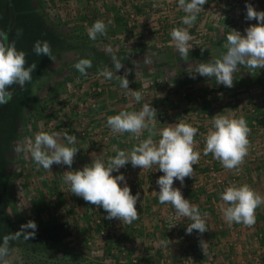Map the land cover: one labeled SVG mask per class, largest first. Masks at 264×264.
I'll return each mask as SVG.
<instances>
[{"label": "rangeland", "instance_id": "obj_1", "mask_svg": "<svg viewBox=\"0 0 264 264\" xmlns=\"http://www.w3.org/2000/svg\"><path fill=\"white\" fill-rule=\"evenodd\" d=\"M30 1L34 9L27 11L36 12L32 23L39 27L38 33L45 37L50 31L49 38L53 37L49 44L54 61L48 56L40 59L45 63L44 69L38 72L27 100L30 104L38 98L45 111L43 115L34 114L27 105L18 121V138L0 153V164L11 176V203L7 211L14 220L29 221L39 215L48 225L58 220L65 222L72 233L58 249V258L49 263L42 260L41 264H67L65 252L74 253L81 264H264V205L256 209V223L252 227L234 222L230 225L221 211L230 206L221 199V193L229 186L247 184L262 194L259 190L264 185V69L258 68L259 84L246 85L250 90L235 84L228 88L217 84L215 77L195 74L200 63L222 58L229 32L246 35L245 29L258 23L245 19L246 5L251 3L257 11H264V0H208L191 27L182 23L186 13L179 0ZM2 3L0 12L4 14L8 11L7 1ZM25 8L22 3L17 10L23 13ZM117 16L126 24L117 23ZM97 20L107 25V34L91 40L88 29ZM174 28H185L193 37L187 61L181 59L170 35ZM19 50L27 53L29 62L32 51ZM113 56L124 65L117 73ZM80 59L92 61L87 75L74 68ZM102 67L114 72L112 80L100 75ZM244 69L248 70L239 66L234 81L245 79ZM126 73L130 89L142 94L139 102L126 94L116 79ZM145 103L157 110V130L179 122L198 128L195 150L201 156L194 165V176L186 177L183 185L174 181L173 187L180 188L184 198L199 208L208 228L203 234L196 230L188 234L186 229L192 221L178 215L174 220L175 208L160 204L156 181L164 173L157 166L143 170L129 163L119 173H113L125 176L133 195L141 194L137 202L139 219L130 225L107 219L102 208L72 194L70 185L63 180L65 172L82 170L95 159L107 163L120 150L130 152L129 143L139 140L132 133L114 134L107 119L124 111L138 112ZM217 114L243 116L251 129L248 154L238 171L224 168L211 153L203 154L206 134L213 128ZM38 132H56L58 142L65 145L66 133L77 138L76 144L67 145L79 149L71 168L54 164L51 170H45L33 161L27 146L34 143ZM147 136L144 131L140 139ZM159 139V135L154 137ZM203 189L205 194L207 189L212 190L209 199L205 194L199 196ZM189 190L196 193L195 198L190 197ZM200 204H206V208L202 210ZM243 234L250 235V241ZM24 242L22 236L16 239L17 247L6 258L8 264H29ZM224 249L225 256L221 254Z\"/></svg>", "mask_w": 264, "mask_h": 264}, {"label": "clouds", "instance_id": "obj_2", "mask_svg": "<svg viewBox=\"0 0 264 264\" xmlns=\"http://www.w3.org/2000/svg\"><path fill=\"white\" fill-rule=\"evenodd\" d=\"M208 0H179V6L186 15L182 23L191 27L197 15L204 9ZM246 20H257L258 23L245 29L246 35L239 31L229 32L226 36V53L222 58L213 59L207 63H200L195 74L206 78L215 77L217 84L231 88L234 86L235 73L239 66L250 69L253 75L254 70L264 69V11H257L251 3L246 5ZM112 23L111 20L108 21ZM107 34V25L97 20L88 29V36L96 40L98 35ZM175 47L180 53L181 59L187 61L193 45L190 41L193 37L185 28H174L170 33ZM8 36L0 31V106L7 105L13 98L11 86L19 85L22 90L32 82V73L36 69V63L26 66L27 53L18 50L15 42H6ZM204 48H201L203 52ZM33 52L37 56H48L54 61L52 49L48 41L37 40L33 46ZM115 72H119L124 65L113 56ZM92 67L90 59H80L74 68L82 75H87V69ZM131 70L129 69L128 72ZM193 74V78L195 76ZM100 75L107 80H112L114 72L103 68ZM120 81L122 89L126 94L134 97L139 102L142 94L129 87L130 81L127 73L124 76H116ZM157 110L145 103L138 112H120L117 115L109 116L107 125L114 134L132 133L139 140L130 152L120 150L114 157H110L105 163L102 159H95L82 170L68 171L63 176L64 182L70 185L72 194L82 197L83 200L102 208L107 219H119L124 224H132L139 219L137 202L140 201V192L132 194L125 176L119 173L120 169L131 163L133 168L151 169L157 166L164 175L160 176L156 183L160 188V204H171L178 216L189 218L190 223L186 229L188 234L193 230L200 234L208 231L205 219L199 208L185 199L180 188H174V181L184 184L185 178L194 176V165L200 161L201 153L196 149L195 136L198 128L185 122H179L172 126L157 130ZM213 128L209 129L205 137V148L203 154H212L218 159L224 168L238 171L244 163L250 147L248 127L246 119L230 118L226 115L217 114L212 121ZM147 131L146 139H140L141 134ZM159 135L158 141L154 137ZM59 134L56 132H38L35 135L34 143L27 146L33 161L45 170H51L53 165H67L69 168L74 163V158L79 149L67 145H74L77 138L65 134L64 139L67 145L58 142ZM21 149H17L20 151ZM27 158V156L25 157ZM121 182L124 186L121 187ZM221 199L225 204L230 205L221 208L224 219L230 225L234 222L252 227L256 223V209L264 205V196L252 189L249 185L229 186L221 193ZM206 216V213L204 214ZM174 226V225H173ZM37 224L35 221H28L22 224L20 230L5 235L0 243V264H8L6 257L10 255V241L23 236L25 240L34 238ZM31 229L32 231H28ZM204 249V242L201 241Z\"/></svg>", "mask_w": 264, "mask_h": 264}, {"label": "trees", "instance_id": "obj_3", "mask_svg": "<svg viewBox=\"0 0 264 264\" xmlns=\"http://www.w3.org/2000/svg\"><path fill=\"white\" fill-rule=\"evenodd\" d=\"M3 3L7 1V13L0 12V31L7 34L8 39L6 42L11 43L15 42L16 48L19 50L20 48H28L32 51V58L28 62L26 66H30L32 63H36L37 67L32 73L33 79L30 84L25 86V90H22L19 85H14L9 88L10 91L13 92V98L9 101L7 105L0 106V153H3L7 148H9L11 140L14 138H18L17 127L18 121L22 116L23 110L29 105L34 111V114L43 115V111H45L44 105L39 101L38 98L33 99L30 104H28V95L31 92L35 81L38 79V72L44 69V62L40 60L41 58L44 60V56H37L33 52L34 43L39 41H53V37L48 35L50 31H47V36L43 37L38 33V26H34L32 23L35 20L36 12L33 10L27 11L28 9H34L30 0H0ZM2 3V4H3ZM24 3L26 8L25 12H18L17 9H20V5ZM6 8V7H5ZM5 10V9H4ZM33 11V12H32ZM16 13V17H12V14ZM117 23H124L125 21L120 16L115 18ZM94 24V23H92ZM46 29V28H44ZM41 36V38H40ZM48 37V38H46ZM31 48V49H30ZM113 65V64H112ZM109 67V66H106ZM111 67V66H110ZM105 68V67H102ZM99 69V66L97 67ZM259 69L254 70V75L249 72V69H244L243 72H246L245 79L240 82L234 81V84L240 88H245L246 90H250L251 87H246L247 84L252 85V83H260L259 73H257ZM245 85V86H243ZM190 98V97H189ZM207 106H210L209 101H204ZM264 117V116H263ZM263 122H261L262 124ZM138 143V142H137ZM134 141L130 142L129 147L132 149L137 145ZM1 162V160H0ZM11 176L8 175L6 170L4 169V165L0 164V243H2V239L5 235L10 233H15L20 230L22 224L28 222V220H14L8 210L10 202L9 188H10ZM206 189L201 190V194H205ZM190 197H196V193L189 190ZM207 198H210V194L207 191ZM200 208L203 210L206 208V204H200ZM31 221H35L37 224L36 235L34 238H30L29 240H25L24 244L25 248V258L29 264H41L42 260L53 261L52 259H57L56 257L58 253V249L61 247L63 243H65L72 235V233L66 228L65 222L57 221L52 225H48L44 222L39 215H36L34 218L30 219ZM29 220V221H30ZM131 233H134V229L130 226ZM28 231H32L29 229ZM23 238V236H22ZM24 239V238H23ZM17 247L16 240L10 241L11 252L13 253L14 249ZM51 250V252H49ZM162 251H159L161 254ZM68 258L64 259L67 264H81L79 260L76 259L74 253L65 252ZM39 255V257H38ZM7 258V257H6ZM50 260V261H49ZM117 260V258H116ZM56 261V260H55ZM93 262H89L87 264H92Z\"/></svg>", "mask_w": 264, "mask_h": 264}, {"label": "crops", "instance_id": "obj_4", "mask_svg": "<svg viewBox=\"0 0 264 264\" xmlns=\"http://www.w3.org/2000/svg\"><path fill=\"white\" fill-rule=\"evenodd\" d=\"M145 176H146V175H145ZM261 187H262V188H261ZM207 190H208V192L212 191V190H210V189H207ZM259 191L262 192L261 195H263V191H264V185H263V184H261V186H260V190H259ZM263 196H264V195H263ZM219 202H220V204H222V201H221V200H220ZM263 219H264V218H263ZM224 220H225V219H224ZM260 221H261V223H262V220H260ZM242 236H245L244 239L247 237L246 240H249V241H250V239H249V236H250V235H249V236H246V235L243 234ZM222 245H223V244H222ZM226 252H227V250L224 249V250L221 251V254H223V255L225 256V255H226Z\"/></svg>", "mask_w": 264, "mask_h": 264}, {"label": "built area", "instance_id": "obj_5", "mask_svg": "<svg viewBox=\"0 0 264 264\" xmlns=\"http://www.w3.org/2000/svg\"><path fill=\"white\" fill-rule=\"evenodd\" d=\"M109 139V137L107 136V137H105V141H107ZM215 176H217V174L215 173ZM219 181H221L220 179H219ZM173 219L174 220H177L178 218H177V214H176V216H174L173 217Z\"/></svg>", "mask_w": 264, "mask_h": 264}]
</instances>
